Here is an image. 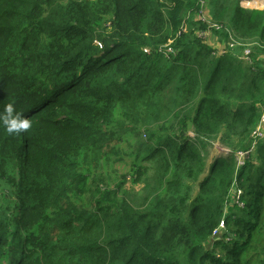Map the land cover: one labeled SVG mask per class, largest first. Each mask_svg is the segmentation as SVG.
Here are the masks:
<instances>
[{
  "label": "trees",
  "instance_id": "16d2710c",
  "mask_svg": "<svg viewBox=\"0 0 264 264\" xmlns=\"http://www.w3.org/2000/svg\"><path fill=\"white\" fill-rule=\"evenodd\" d=\"M8 104L0 264H264V5L0 0Z\"/></svg>",
  "mask_w": 264,
  "mask_h": 264
},
{
  "label": "rangeland",
  "instance_id": "374dc122",
  "mask_svg": "<svg viewBox=\"0 0 264 264\" xmlns=\"http://www.w3.org/2000/svg\"><path fill=\"white\" fill-rule=\"evenodd\" d=\"M257 2H259L261 5H264V0H255ZM250 2V1H248ZM208 7H205L204 3L201 4V6L199 7V11L196 13V16L194 17L195 20L196 19H200L202 21H207V14H208ZM194 20V19H193ZM208 36H206V34L204 35V40L209 42L210 37L209 34L207 33ZM99 46H101L100 44H98ZM264 136V134H263ZM207 152L209 153V158H208V162L210 161L211 158L213 157H217V156H221V157H225L224 155L228 153V148H223L220 146H215L212 148H209L207 150ZM225 153V154H224ZM247 156V153L245 152H239L235 154V159L238 161H240V157L244 158ZM243 163V162H242ZM241 163V164H242ZM239 164V162H238ZM125 185L124 187L129 189V188H133V190H135L136 192H140V189L143 187V184L138 183V184H130V181L128 178L125 179ZM0 205H6V206H13V201L12 199L6 198L4 195H0ZM3 263H6V259L2 261Z\"/></svg>",
  "mask_w": 264,
  "mask_h": 264
},
{
  "label": "clouds",
  "instance_id": "9594fccd",
  "mask_svg": "<svg viewBox=\"0 0 264 264\" xmlns=\"http://www.w3.org/2000/svg\"><path fill=\"white\" fill-rule=\"evenodd\" d=\"M0 125L10 135L24 133L31 127L30 121L23 118L19 113H16L12 104L5 106L4 114L0 115Z\"/></svg>",
  "mask_w": 264,
  "mask_h": 264
},
{
  "label": "built area",
  "instance_id": "2783aa9c",
  "mask_svg": "<svg viewBox=\"0 0 264 264\" xmlns=\"http://www.w3.org/2000/svg\"><path fill=\"white\" fill-rule=\"evenodd\" d=\"M169 51H170V49H169ZM263 128H264V107H263V110L261 112L258 124H257L256 128L254 129V131L251 134L252 139L254 141V144L256 143L257 140H260L263 137ZM239 196H240V191H237L236 192V200H238ZM222 227H223V224L220 223L219 224V229L222 228ZM216 232H217V229H215L213 231V235H215Z\"/></svg>",
  "mask_w": 264,
  "mask_h": 264
},
{
  "label": "crops",
  "instance_id": "0c3cea01",
  "mask_svg": "<svg viewBox=\"0 0 264 264\" xmlns=\"http://www.w3.org/2000/svg\"><path fill=\"white\" fill-rule=\"evenodd\" d=\"M210 13H209V11H208V14H207V21H209L210 20ZM195 19V18H194ZM206 36H208L207 34H206ZM224 44H222L221 45V43L219 44V43H216V44H214L213 45V47L215 48V50H216V54L217 55H220V54H222L223 52H224V46H223ZM263 134H264V128H263ZM264 137V136H263ZM263 137L261 138V139H263ZM225 154V153H224ZM227 154H225L224 156H226ZM246 158V157H245ZM240 161H238L239 162V164H241L242 162H244L245 161V159L244 158H241L240 157V159H239Z\"/></svg>",
  "mask_w": 264,
  "mask_h": 264
}]
</instances>
